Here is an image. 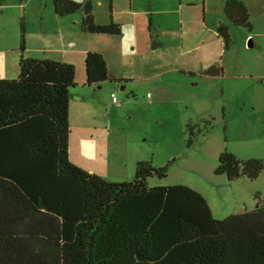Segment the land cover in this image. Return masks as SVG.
Returning <instances> with one entry per match:
<instances>
[{"label":"trees","instance_id":"16d2710c","mask_svg":"<svg viewBox=\"0 0 264 264\" xmlns=\"http://www.w3.org/2000/svg\"><path fill=\"white\" fill-rule=\"evenodd\" d=\"M58 17L81 11L79 28L119 35L113 22L97 25L89 1L52 0ZM223 15L250 32L239 0H226ZM217 33L224 47L229 31ZM153 44V43H152ZM19 24L18 73L0 78V264H264V194L252 210L215 219L204 197L184 186H149L172 163L138 161L133 176L106 179L72 163L68 155L69 90L75 66L60 60L24 57ZM218 73L212 66L206 75ZM85 84L107 80L101 54L84 56ZM189 147L194 127L185 125ZM261 160H237L223 151L215 175L228 181L256 179Z\"/></svg>","mask_w":264,"mask_h":264},{"label":"rangeland","instance_id":"374dc122","mask_svg":"<svg viewBox=\"0 0 264 264\" xmlns=\"http://www.w3.org/2000/svg\"><path fill=\"white\" fill-rule=\"evenodd\" d=\"M90 1L97 21L105 22L107 0ZM147 1L133 0V3L139 6L146 5ZM197 2L201 17L200 0ZM114 3L115 7H127L128 0H114ZM261 3L264 5V0ZM80 15L79 10L73 20ZM56 19L52 0H0V50L18 48L21 20L25 27L24 38L34 51L29 53L31 56L41 59L37 49L43 46L47 49L45 56L54 58L56 55L50 49L60 46L53 34L44 33L41 37L40 27L46 31L53 25L56 27L59 21L65 34L74 40L76 47L68 53L75 66V87L69 90L68 111V147L72 157L85 160L82 157L85 144L89 150L105 145V151H93L101 155H94L88 163L116 182L133 176L135 167H130L133 160L151 161L155 167H160L174 159L163 179H147L149 186H187L204 197L212 216L218 220L254 208L253 195L264 194V170L254 180L241 177L234 181L215 175L214 171L223 151L239 161L257 159L264 164V31L255 27L253 39L258 45L248 47L245 42L244 47L246 29H235L237 32L230 36L231 49L224 60L222 77L188 78L176 72L153 75L163 67L151 59L153 68L149 77L139 80L134 70L133 79L121 89L122 85L117 86L113 81L84 83L85 55L80 51L102 48V38L81 32L79 23L72 18L69 21ZM106 47L110 46L106 44ZM113 53L109 63L111 72H116L117 68L129 70L147 62L142 58L131 61L121 57L116 62ZM11 55L0 53V76L10 74L6 73L4 65L11 62ZM243 72L254 76L243 77ZM146 92L154 100L157 96L160 98L151 104L145 97ZM111 93L118 99V106L111 103ZM187 123L195 132L189 147L185 144L184 125Z\"/></svg>","mask_w":264,"mask_h":264},{"label":"crops","instance_id":"0c3cea01","mask_svg":"<svg viewBox=\"0 0 264 264\" xmlns=\"http://www.w3.org/2000/svg\"><path fill=\"white\" fill-rule=\"evenodd\" d=\"M87 1L91 3L90 0H85L84 2ZM197 1L198 0H148L146 5L141 4L135 6L133 0H128L127 7L120 8L115 7L114 0H107V16L105 22L97 21L91 3L94 23L97 25H107L110 22H113L119 26L120 32L117 36L90 34L98 36L97 38H102L101 40L104 43L102 48L84 49L82 51L76 50V52L78 53L80 51L82 55H85L87 52L101 54L106 62V81H113L117 86L122 85L120 87L121 89L124 88L123 85H128L133 79L131 77H134L135 75L134 70L138 72L139 80L148 78L149 74H151L150 71L153 68L150 63L151 59L157 63L160 62L161 67H163L153 75H160L166 72H176L180 76H186L188 78L222 77L225 75L224 60L228 51L231 49L230 36H232L233 32H237L235 29L240 27L232 26L223 15V5L226 0H212L213 2L211 0H200L201 17L196 8L198 6ZM239 1H241L247 9L251 25L250 32L246 30L244 33L243 46L245 47V42H247L248 47H256L258 42L253 39V29L256 27L258 30L260 29L261 31H264V5L261 3V0ZM188 10H192L193 12ZM75 13L58 17L53 12L54 16L58 19H68V21L70 18L73 20ZM81 16L82 13L80 18L75 17V20L73 21H77L80 24ZM220 25H226L229 31L230 40L227 48L224 47L223 39L217 33V29ZM44 33L53 34L56 38L55 40H57V43L60 46L55 45L54 48L50 49L51 53H55L56 55L54 58L46 57L45 53L47 52V49L40 46L37 49V52L41 54V59L60 60L72 64V60H70L71 56L68 55V53L72 52V49H74L76 45L74 40L65 34L66 32L63 30L61 23L58 21L56 27L53 25L52 29L49 28L46 31L45 28L40 27L39 34L41 37L44 36ZM240 34L243 36L242 33ZM106 44L110 47L104 48ZM32 52L34 51L30 50L25 37L24 57L38 58L29 55V53L31 54ZM112 52H114L113 57L116 62L119 60V57H121V59H130L131 61L142 58L147 60V62H141L139 65L136 64L135 68H129V70H121L120 68H117L116 72H111L109 70V63L110 60H112ZM0 53L12 54L10 59L11 62H7L4 65V68H6V73L13 75L8 76L10 74H7V76L0 77L13 78L18 69V48H4L3 50H0ZM159 65L157 64L156 66ZM212 66L217 68L218 73L215 75L204 74L205 70ZM243 73V77H247V75L248 77L254 76L249 74V72ZM145 97L151 104L157 102L160 98L157 96L154 100L149 92H146ZM112 104L118 106L120 103L117 99V103ZM95 131L96 129L93 128V132ZM83 151L84 155H82V157L85 160L82 161L81 158L72 157L70 155V147H68L70 161L88 172L102 175V177L110 179L108 175L101 173V170H98L88 163L94 158L93 156L95 154L93 151H95V153H97L96 151H105V145L98 146V148L92 150L90 148L89 150L85 144ZM86 151L91 153L90 156H88ZM100 155H95V157H99ZM137 162L138 160H133L130 165L131 169L135 167Z\"/></svg>","mask_w":264,"mask_h":264},{"label":"built area","instance_id":"2783aa9c","mask_svg":"<svg viewBox=\"0 0 264 264\" xmlns=\"http://www.w3.org/2000/svg\"><path fill=\"white\" fill-rule=\"evenodd\" d=\"M110 98H111L112 103H114V104L117 103V98H116V96H115L114 93L111 94V97Z\"/></svg>","mask_w":264,"mask_h":264}]
</instances>
